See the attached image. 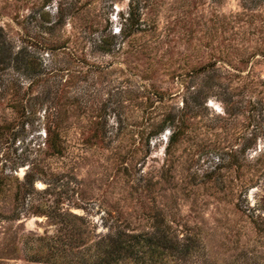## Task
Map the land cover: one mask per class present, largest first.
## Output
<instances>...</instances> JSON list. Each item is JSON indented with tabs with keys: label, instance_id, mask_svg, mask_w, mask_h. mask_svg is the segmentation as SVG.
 Returning <instances> with one entry per match:
<instances>
[{
	"label": "rangeland",
	"instance_id": "1",
	"mask_svg": "<svg viewBox=\"0 0 264 264\" xmlns=\"http://www.w3.org/2000/svg\"><path fill=\"white\" fill-rule=\"evenodd\" d=\"M42 10L67 45L53 56L38 52ZM0 25L65 103V148L46 154L45 106L26 118L13 103L38 102V82L0 65V264H73L58 225L31 213L45 195L97 233L146 228L156 207L199 227L215 264H264V0H0ZM30 167L36 191L18 201Z\"/></svg>",
	"mask_w": 264,
	"mask_h": 264
},
{
	"label": "trees",
	"instance_id": "2",
	"mask_svg": "<svg viewBox=\"0 0 264 264\" xmlns=\"http://www.w3.org/2000/svg\"><path fill=\"white\" fill-rule=\"evenodd\" d=\"M32 8L41 10L44 5H33ZM33 13L38 12L34 10ZM46 14L42 10L38 18L42 37L38 40L37 46L39 54L41 51H47L53 56L59 50L67 49V45L66 41H60L55 37L59 21L46 18ZM109 46L110 43L105 38L95 42V48L102 52L109 51ZM27 55L29 54L26 47L20 48L14 54L4 27L0 25V65L14 63L17 70L22 69L29 76V86L38 82V102L25 104L15 100L13 103L18 105L16 108L22 110L20 116L25 115L26 118H29L37 107L45 106L42 114L44 146L47 149L45 153L61 155L65 148L61 136V124L65 115L62 107L64 108L65 103L62 104L57 98L58 89L49 81L52 69H47L39 57L38 63L35 64ZM32 72H38V81L32 77L34 75ZM169 122L166 118L162 119L157 127H152L153 129L147 133L146 140L161 133L167 124H171ZM10 134L14 137L16 133L12 131ZM7 180L8 176L0 175V194L4 191ZM34 180L35 174L30 167L18 183L16 200L21 201L31 191H36L33 186ZM241 187L244 188V185ZM41 193L47 191L43 190ZM30 210L31 213L45 215L58 225V237L68 239L71 251L69 257L73 264H215L199 227L175 224V220L172 219L174 217L156 207L142 212L144 218L148 220L146 228L136 229L126 219L119 222L118 218H115L114 223L109 224L104 233L95 232L94 225L90 227L82 215L63 211L58 202L50 201L46 195L38 198V204L30 205ZM16 214L18 213L14 215ZM1 217L7 218L5 215ZM252 223L255 224V221L252 220Z\"/></svg>",
	"mask_w": 264,
	"mask_h": 264
}]
</instances>
